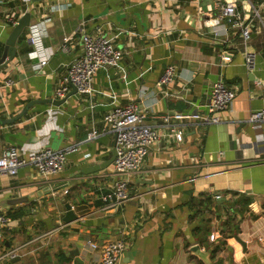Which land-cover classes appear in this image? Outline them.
<instances>
[{"label": "crops", "instance_id": "obj_1", "mask_svg": "<svg viewBox=\"0 0 264 264\" xmlns=\"http://www.w3.org/2000/svg\"><path fill=\"white\" fill-rule=\"evenodd\" d=\"M227 1L245 16L252 6L258 9L249 38L256 53L251 71L239 33L225 20L205 24L215 13L213 0H31L26 7L0 0V55L11 29L8 17L30 12L15 58L0 67V154L9 146L76 147L57 174L43 177L30 165L14 176L0 174V213L10 216L0 226V250L26 243L13 264H93L98 252L88 241L122 235L127 243L117 264H264V122L249 120L264 106V5ZM82 21L88 32L100 27L123 51L119 63L94 74L90 94L76 91L59 106L35 103L21 118L5 122L31 100L57 99L68 63L81 53L76 27ZM32 31L39 38L35 45L28 41ZM65 36L68 52L60 50ZM42 55L47 63L37 68ZM167 65L176 76L157 85ZM7 79L13 83L6 85ZM217 80L235 91L217 123L161 119L166 113H203ZM128 102L161 136L129 176L132 199L103 210L102 196L112 193L115 180L113 162L100 167L115 145L103 115ZM171 128L182 130V140ZM92 130L96 135L89 137ZM242 197L249 202H237ZM66 202L77 215L70 222L63 220ZM201 225L209 231L195 230ZM210 233L217 238L211 241ZM193 244L205 256L192 253Z\"/></svg>", "mask_w": 264, "mask_h": 264}, {"label": "built area", "instance_id": "obj_2", "mask_svg": "<svg viewBox=\"0 0 264 264\" xmlns=\"http://www.w3.org/2000/svg\"><path fill=\"white\" fill-rule=\"evenodd\" d=\"M26 7L31 0H18ZM264 5V0H259V6ZM215 13L205 17L207 26H217L220 20H225L231 28L237 31L241 38L244 63L246 68L251 71L255 65L256 53L249 47V38L252 24L259 17L258 9L252 6L248 16L243 14L235 1L213 0ZM14 15L8 17V22L13 26L17 22ZM85 21L77 27L76 32L80 35L81 53L71 60L67 66V73L61 79L56 89V97L62 98L73 85L79 94H90L92 91V80L94 74L102 67L115 66L122 58L123 51L114 42L102 33L100 27H96L92 32L86 30ZM28 41L33 45L39 43V38L32 31L28 36ZM69 37L65 36L60 44V50L68 52L70 50ZM47 63V57L42 55L39 59L37 68ZM176 76L175 67L167 65L158 78L157 85H166L173 81ZM11 79H7L5 84H12ZM235 91L222 80L215 81L211 88L205 111L203 113H192L183 115L182 113H166L161 119L166 123L173 119L189 118L201 123H217L219 121L218 112L231 107ZM145 114L133 102L123 105H116L103 115V121L107 131L115 136L116 156L112 163L111 173L115 176L112 184V193L102 196L104 200L103 210L120 206L124 202L132 199L129 190V176L136 173L144 163L150 147L159 141L161 134L154 128L143 122ZM249 120L252 123L264 122V106L252 111ZM171 134L180 141L183 132L180 129L171 128ZM92 130L89 137L95 136ZM76 147L69 145L60 149L42 147L33 151H22L15 146L5 148L0 154V174L14 176L20 167L30 165L36 172L48 177L57 174L63 169L67 160V155L74 151ZM65 193L67 190L64 191ZM220 194L215 195L220 198ZM10 221L6 213H0V226H6ZM217 238V233H210L211 241ZM127 238L121 237L113 240H106L100 243L88 241L91 249L98 252L97 260L93 264H117L121 259ZM26 243H17L0 250V263L16 259L25 248ZM74 264V263H71Z\"/></svg>", "mask_w": 264, "mask_h": 264}, {"label": "water", "instance_id": "obj_3", "mask_svg": "<svg viewBox=\"0 0 264 264\" xmlns=\"http://www.w3.org/2000/svg\"><path fill=\"white\" fill-rule=\"evenodd\" d=\"M30 26V12L26 11L24 12L19 19L17 20V22L11 26V29L7 35V37L4 40V46H3V51L0 55V67H2L3 65H6L7 63H9L10 61H12L15 56H16V52H17V41L19 39V37L23 34V31L25 30V28ZM71 91L67 92V94L62 97V98H57V99H45V100H40V101H35V100H31L29 102H27L24 106V108L22 109V111L20 113H18V115H16L15 117H13L12 119H8L5 122H12L18 118H21L24 114L27 113L28 109L34 105L35 103H50L54 106H59L61 105L70 95L74 94L77 90L76 88L71 85ZM111 153V157L105 161L104 163H102L100 165L101 168H104L106 166H108L109 164H111L116 156V148L115 145L114 147L110 150ZM99 166H94L91 171H95L98 170ZM64 207L66 209L65 214L63 216V220L65 222H70L74 219L77 218V215L74 213V211L72 210V206L69 202H66L64 204ZM236 240L242 245L243 248H245V243L237 236L235 235ZM189 250L198 255V256H205L204 252L201 251L200 246L198 244H193L189 247ZM55 261V260H54ZM5 264H13L11 261H4ZM54 264V263H53Z\"/></svg>", "mask_w": 264, "mask_h": 264}, {"label": "trees", "instance_id": "obj_4", "mask_svg": "<svg viewBox=\"0 0 264 264\" xmlns=\"http://www.w3.org/2000/svg\"><path fill=\"white\" fill-rule=\"evenodd\" d=\"M237 202H239V203H243L244 205L245 204H247L248 202H249V199H246L245 197H242L241 199H238L237 200ZM7 215V217H9L10 218V216L8 215V214H6ZM205 226V227H204ZM206 226L207 225H203V227H202V225L201 226H196L195 228V230H197V231H207L208 229L206 228ZM209 231V230H208ZM237 231V229H236V227H234V229L231 231V233H229V235H232L234 232H236ZM211 252H212V254L214 253V252H216V248H213L212 250H211Z\"/></svg>", "mask_w": 264, "mask_h": 264}]
</instances>
